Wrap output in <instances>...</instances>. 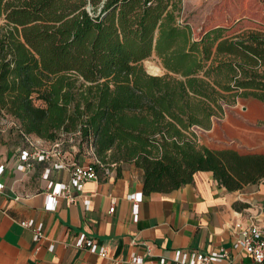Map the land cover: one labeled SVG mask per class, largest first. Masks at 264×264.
<instances>
[{
  "label": "trees",
  "instance_id": "trees-1",
  "mask_svg": "<svg viewBox=\"0 0 264 264\" xmlns=\"http://www.w3.org/2000/svg\"><path fill=\"white\" fill-rule=\"evenodd\" d=\"M182 0H0V115L23 136L74 138V161L133 162L143 193L212 171L228 190L264 178V154L198 140L226 104L264 102V29L200 39L178 22ZM156 53L165 73L142 61Z\"/></svg>",
  "mask_w": 264,
  "mask_h": 264
},
{
  "label": "crops",
  "instance_id": "crops-1",
  "mask_svg": "<svg viewBox=\"0 0 264 264\" xmlns=\"http://www.w3.org/2000/svg\"><path fill=\"white\" fill-rule=\"evenodd\" d=\"M201 129L199 139L212 149L264 154V102L240 97L225 105L224 114L214 117L210 128ZM52 144L36 135L23 136L15 126L0 127V166H4L0 174L4 183L0 189V264H111V259L75 245L81 233L119 257V264H134L129 262L133 253L154 264L178 249L206 252L221 246L232 250L234 260L227 264H257L232 244L237 222L249 224L258 218L264 223V178L228 190L212 171H199L193 183L168 193L145 195L143 170L133 162L119 161L110 163L109 175L101 167L99 180H87L78 189L70 185L68 167H54L56 157L20 168L24 150ZM63 147L67 162L74 160L76 145L66 142ZM51 180L69 184L74 199L59 196L51 209L47 197ZM113 201L115 209L110 212ZM22 220L42 224L45 238L37 243L33 229L22 226ZM146 245L151 246L149 252Z\"/></svg>",
  "mask_w": 264,
  "mask_h": 264
},
{
  "label": "built area",
  "instance_id": "built-area-1",
  "mask_svg": "<svg viewBox=\"0 0 264 264\" xmlns=\"http://www.w3.org/2000/svg\"><path fill=\"white\" fill-rule=\"evenodd\" d=\"M28 136V135H27ZM52 142V141H51ZM70 142L75 144L74 138L70 135L69 138H59L52 142V147H34L31 150H24L21 153L22 163L21 169H28L32 167L34 160H50L52 157H56L58 161L54 163V167L57 169L68 167L71 173L70 185L82 189L87 180H99L100 171L97 165L100 160L97 158L94 152V147L90 146L89 156L84 161L67 162V154L64 150V144ZM76 145V144H75ZM4 172V166H0V174ZM111 173L110 167H105V174ZM50 169L46 173V177H49ZM70 185L64 183H55L50 181L51 191L47 193V197L51 209H55L57 197L63 196L71 200L74 199L70 192ZM4 187V183L0 181V189ZM142 197L139 196V199ZM115 209V201L110 207V212ZM20 224L24 227H30L34 232V239L37 243L41 242L45 238L43 225H35L33 220H22ZM235 230L237 236L233 241L232 247L235 250L249 256L255 263L264 264V223L260 222L258 218H252L249 224H242L237 222L235 224ZM75 245L80 248H87L92 252L99 254L101 257L111 259V264H119L122 260L117 256L109 254L108 249L105 246L100 245L93 237L88 236L86 233H81ZM54 247L50 246V250ZM146 249L149 252L151 250L150 245H146ZM234 260L232 250L227 247H219L218 249H212L206 252L199 250H181L178 249L171 257L162 256L154 264H227ZM130 263L134 264H147L143 255L133 253L129 259Z\"/></svg>",
  "mask_w": 264,
  "mask_h": 264
},
{
  "label": "rangeland",
  "instance_id": "rangeland-1",
  "mask_svg": "<svg viewBox=\"0 0 264 264\" xmlns=\"http://www.w3.org/2000/svg\"><path fill=\"white\" fill-rule=\"evenodd\" d=\"M178 22L189 24L196 39L220 26L232 27L228 34L250 28L264 29V0H182ZM142 64L150 74L165 73L162 60L156 53L144 59ZM152 65L159 69L154 71ZM14 124L11 116L0 115V127H12ZM201 128L197 127V134L202 132ZM198 140L202 144L199 135Z\"/></svg>",
  "mask_w": 264,
  "mask_h": 264
},
{
  "label": "bare ground",
  "instance_id": "bare-ground-1",
  "mask_svg": "<svg viewBox=\"0 0 264 264\" xmlns=\"http://www.w3.org/2000/svg\"><path fill=\"white\" fill-rule=\"evenodd\" d=\"M153 66V70L156 71L159 69V67L157 65H152Z\"/></svg>",
  "mask_w": 264,
  "mask_h": 264
},
{
  "label": "water",
  "instance_id": "water-1",
  "mask_svg": "<svg viewBox=\"0 0 264 264\" xmlns=\"http://www.w3.org/2000/svg\"><path fill=\"white\" fill-rule=\"evenodd\" d=\"M198 127H200V126H198Z\"/></svg>",
  "mask_w": 264,
  "mask_h": 264
}]
</instances>
